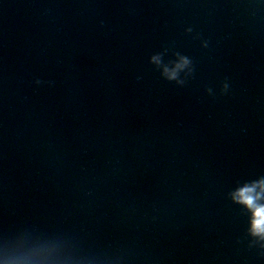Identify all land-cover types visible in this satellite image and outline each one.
<instances>
[{
    "label": "clouds",
    "instance_id": "1",
    "mask_svg": "<svg viewBox=\"0 0 264 264\" xmlns=\"http://www.w3.org/2000/svg\"><path fill=\"white\" fill-rule=\"evenodd\" d=\"M184 63H187V61L185 60ZM181 66L182 65H177V67ZM174 77V72L169 74L170 79ZM257 188L264 191V181L258 184H253L252 186H245L236 193L235 198L252 209L254 213L253 231L256 234H260L264 233V204H257V201L260 199V193L256 192Z\"/></svg>",
    "mask_w": 264,
    "mask_h": 264
}]
</instances>
